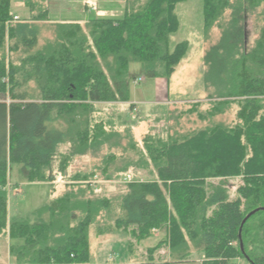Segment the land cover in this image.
<instances>
[{"label":"trees","instance_id":"16d2710c","mask_svg":"<svg viewBox=\"0 0 264 264\" xmlns=\"http://www.w3.org/2000/svg\"><path fill=\"white\" fill-rule=\"evenodd\" d=\"M19 1L29 20L12 25L11 0H0V236L21 241L9 246L14 264H91L89 229L114 211L115 201L118 223L136 228L137 244L152 229L166 234V243L133 264L186 262L191 250L202 264H264V245H256L264 242V0H202L210 108L198 119L229 118L226 111L238 104L234 124L165 140L147 136L142 148L132 139L122 146L121 131L96 104L129 102V82L138 79L130 75L132 64L148 79L167 81L175 73L189 44L171 42L179 29L174 12L188 0H125L120 19L51 23V38L41 35L49 23L47 7H40L45 1ZM259 9L261 27L248 44L247 21ZM78 157L95 160L92 172L71 175L74 184L63 195L8 221L13 167L27 182L52 183ZM138 170L151 178L130 180ZM97 175L125 179L126 192L118 200L98 195L91 188ZM162 246L170 260L153 258Z\"/></svg>","mask_w":264,"mask_h":264},{"label":"rangeland","instance_id":"374dc122","mask_svg":"<svg viewBox=\"0 0 264 264\" xmlns=\"http://www.w3.org/2000/svg\"><path fill=\"white\" fill-rule=\"evenodd\" d=\"M44 1L45 4L39 2L40 7L41 9H44L45 6L47 7L48 19L52 23H82L93 19H120L123 15V5L125 4V0ZM11 2H14V4L16 2L24 4V2L19 0H11ZM121 2H124V4L121 5ZM85 7L89 9L86 10ZM261 11L259 9L248 18L246 33V43L248 44H251L255 40L261 27V16L258 17ZM11 12L20 15L19 17L21 18L19 19L25 18L28 13L25 7L14 6L11 8ZM174 13L179 21V29L171 36V42L172 44L184 41L188 42L189 49L175 73L167 80V85L169 87L170 100L176 99L186 103H165L164 106L153 108L152 102L155 100L154 79H148L142 75L140 64H132L130 75L138 78L139 82L134 83L135 81L131 78L132 80L129 82V100L130 102L137 103L138 112H130V107L128 106L122 109L123 105L107 104L96 107L99 111L105 113L107 122L110 123L112 120L113 127L121 131L118 133L122 135L120 137V144L122 146H126L132 139L142 148L143 140L147 136L164 140L173 135H181L179 137H182L213 123H222L224 125L230 123L232 125L236 120L239 109L238 104L231 105V111H226L230 114L229 118L219 116L215 119L216 122L214 120L200 122L198 119V113L206 114L210 108L209 104H206L208 91L206 89L202 91L205 85L203 59L206 49V44L204 45L202 39L203 32H201L203 28L202 0H188L181 3L177 5ZM52 33L51 23H47V26L42 28L41 35L43 34L45 38H51ZM217 37L218 33L213 31L210 43L214 44ZM30 86L34 87V84H30ZM199 99L204 100L198 101ZM198 102H202L204 106L193 110V104ZM189 111L190 114H188ZM127 127H131V132L125 133ZM125 134L130 135V139L125 137ZM128 154L133 155L132 152ZM93 164H96L95 160L82 157L76 158L73 161L70 176L78 172H90L93 169ZM13 168L7 186V219L9 222L28 217L32 212L57 199L65 192V188L62 185V181L64 180H61L60 175L56 176L53 184L31 183L19 176L16 166ZM129 174L130 180L146 181L151 178L147 170L130 171ZM113 178L112 180L104 181L103 176L97 175L93 179V181L104 182V184H100L102 192L97 193L98 195L102 194V196L111 200H118L126 192V180H119V177ZM116 204L117 201H115L112 208L118 211ZM98 224L100 223H96V225ZM152 231L154 232L152 233ZM96 233H98V230L95 226L89 229L91 264H104L105 262L133 264L142 262L147 260L149 256L147 249L155 247V238L150 237L140 244H137V240L134 239L132 242L134 254H131L128 249L129 237H126L127 241L125 242L124 234L110 233L100 239ZM151 233L159 235V238L163 236V243H166V234L159 233L157 229H152ZM20 242L19 240L12 241L6 236H0V264H14L12 257L9 255V246L11 244H20ZM260 244L264 245V242H258L256 245L259 246ZM155 254V257H153L155 260L168 259V249L165 246L160 247L159 251L155 252ZM201 258L199 254L192 251L191 257L186 262H171L170 264H202L203 258ZM229 264L249 263L245 259H236Z\"/></svg>","mask_w":264,"mask_h":264},{"label":"crops","instance_id":"0c3cea01","mask_svg":"<svg viewBox=\"0 0 264 264\" xmlns=\"http://www.w3.org/2000/svg\"><path fill=\"white\" fill-rule=\"evenodd\" d=\"M123 4H124V2H121V5H123ZM13 6L14 7H25L24 4L22 5L19 2H16L15 4H14V2L13 3L11 2V8H13ZM124 6H125V4L123 5V7ZM85 9L87 10L89 8L88 7H85ZM27 11H28V9H27ZM47 12H48V10H47ZM12 14H13V17H18V21L17 22H19V21H21L23 19H28L29 20V16H30L29 15V11L27 13V16L25 18H23V19H19L21 17H19L20 15H18V14H14L13 12H12ZM15 23L16 22H12V25L15 24ZM49 23H52V22L49 21ZM62 23H65V22H62ZM84 23H86V22H82L80 24H84ZM42 36H44V35L42 34ZM203 69H204V67H203ZM167 84L168 83H167V81L165 79H162V78L154 79L153 85H154V97H155V100H154V102H152L153 108L164 106L165 103L166 104L186 103L184 101H180V100H176V99L170 100V98H169V87H168ZM202 91H205V88H203ZM203 100L204 99H199L198 101H203ZM136 104H137L136 102H130V100H129V102L128 103H125V104L118 103V104H112V105H119V106L120 105L121 106L123 105V106H125V107L122 106L121 107L122 109L123 108H126L128 106V107H130V112L133 113L135 111L138 112L137 107H136ZM99 105H107V104H96V107H98ZM152 109H151V111H152ZM147 116H150V115H147ZM71 169H72V166L69 168V171H68V173L65 176H60L61 177V180H64V181H62V185L65 188V192H66V188H67L66 186L67 185L74 184V182L72 181V179H68L70 177ZM55 178H54V181H55ZM54 181L52 183H48V184H53ZM100 184L102 185V184H104V182H101V181H92L91 182V188L93 190H95L96 193H101L102 191H101V185ZM121 218H122V215L120 214L119 211H115L114 210V211L110 212L109 214H107L106 212L103 213V216H101V220L99 222L100 224H98L96 226V228L99 230V233H96V234H97L98 237H100V239L102 237H105V235L110 234V233L124 234L125 235L124 236V241L125 242L127 241L126 240V237H129L130 238L129 245H128V249H129V252H131V254H134V252H133L134 249L132 248L131 245H132V242L134 241V239H136V236H135L136 228L134 226H131V225H128V226H124L123 225V227H122V225L119 224L120 222L118 223V221H120ZM159 233L165 234L164 230H159ZM150 237L156 239V241H154L155 247L158 244H160L161 242H163V239H162L163 236L161 238H159L160 237L159 235L157 236V234H155V235L151 234ZM149 249H151V248H148L147 250H149ZM192 251L193 250H191V253H192ZM155 255H154V257H155ZM200 258H201V256H200ZM200 262H201V260H200ZM106 263H109V262H105L104 264H106ZM111 264H116V263H111ZM118 264H120V263H118Z\"/></svg>","mask_w":264,"mask_h":264},{"label":"water","instance_id":"95a60500","mask_svg":"<svg viewBox=\"0 0 264 264\" xmlns=\"http://www.w3.org/2000/svg\"><path fill=\"white\" fill-rule=\"evenodd\" d=\"M256 212H257V210H255V211L249 213V214L246 216V218L243 220L242 224L245 223V221H246L249 217H251L253 214H255ZM240 234H241V228H240V230H239V235H238L239 238H240V236H241ZM239 247H240V251L243 253V245H242L241 242H240Z\"/></svg>","mask_w":264,"mask_h":264},{"label":"built area","instance_id":"2783aa9c","mask_svg":"<svg viewBox=\"0 0 264 264\" xmlns=\"http://www.w3.org/2000/svg\"><path fill=\"white\" fill-rule=\"evenodd\" d=\"M18 21V17H13V20H12V22H17ZM136 82H139V80H136L134 83H136ZM154 231H152V233H153Z\"/></svg>","mask_w":264,"mask_h":264}]
</instances>
